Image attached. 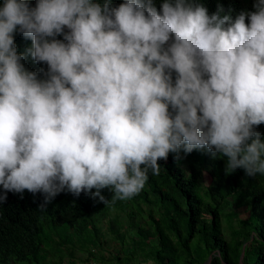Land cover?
Here are the masks:
<instances>
[{
	"label": "trees",
	"instance_id": "1",
	"mask_svg": "<svg viewBox=\"0 0 264 264\" xmlns=\"http://www.w3.org/2000/svg\"><path fill=\"white\" fill-rule=\"evenodd\" d=\"M243 252L264 264V0H0V264Z\"/></svg>",
	"mask_w": 264,
	"mask_h": 264
},
{
	"label": "clouds",
	"instance_id": "2",
	"mask_svg": "<svg viewBox=\"0 0 264 264\" xmlns=\"http://www.w3.org/2000/svg\"><path fill=\"white\" fill-rule=\"evenodd\" d=\"M256 9L252 10L253 13L250 14V16H249V18L247 20V22L251 24V29H252L253 16H254V13H255Z\"/></svg>",
	"mask_w": 264,
	"mask_h": 264
},
{
	"label": "water",
	"instance_id": "3",
	"mask_svg": "<svg viewBox=\"0 0 264 264\" xmlns=\"http://www.w3.org/2000/svg\"><path fill=\"white\" fill-rule=\"evenodd\" d=\"M243 257H244V252L242 253L240 264H242ZM211 261H212V256L209 258L208 264H211Z\"/></svg>",
	"mask_w": 264,
	"mask_h": 264
},
{
	"label": "rangeland",
	"instance_id": "4",
	"mask_svg": "<svg viewBox=\"0 0 264 264\" xmlns=\"http://www.w3.org/2000/svg\"><path fill=\"white\" fill-rule=\"evenodd\" d=\"M208 179H209V178L207 177L206 182H208ZM247 215H248L247 213H244V212H243L240 216H241V217H246Z\"/></svg>",
	"mask_w": 264,
	"mask_h": 264
},
{
	"label": "built area",
	"instance_id": "5",
	"mask_svg": "<svg viewBox=\"0 0 264 264\" xmlns=\"http://www.w3.org/2000/svg\"><path fill=\"white\" fill-rule=\"evenodd\" d=\"M79 264H96V263H88V262H84V263H79Z\"/></svg>",
	"mask_w": 264,
	"mask_h": 264
}]
</instances>
